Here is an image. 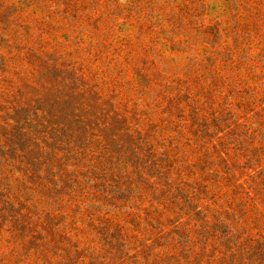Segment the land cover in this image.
<instances>
[{
    "label": "rangeland",
    "instance_id": "374dc122",
    "mask_svg": "<svg viewBox=\"0 0 264 264\" xmlns=\"http://www.w3.org/2000/svg\"><path fill=\"white\" fill-rule=\"evenodd\" d=\"M0 264H264V0H0Z\"/></svg>",
    "mask_w": 264,
    "mask_h": 264
}]
</instances>
